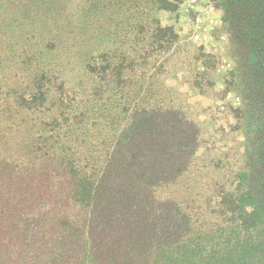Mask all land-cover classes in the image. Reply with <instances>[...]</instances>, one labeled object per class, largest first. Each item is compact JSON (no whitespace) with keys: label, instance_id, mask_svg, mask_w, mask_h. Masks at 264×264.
I'll list each match as a JSON object with an SVG mask.
<instances>
[{"label":"trees","instance_id":"1","mask_svg":"<svg viewBox=\"0 0 264 264\" xmlns=\"http://www.w3.org/2000/svg\"><path fill=\"white\" fill-rule=\"evenodd\" d=\"M240 1L255 85L226 184L166 83L173 0H0V264H264V0Z\"/></svg>","mask_w":264,"mask_h":264},{"label":"rangeland","instance_id":"2","mask_svg":"<svg viewBox=\"0 0 264 264\" xmlns=\"http://www.w3.org/2000/svg\"><path fill=\"white\" fill-rule=\"evenodd\" d=\"M173 1L176 5L173 10H161L157 15L162 25L172 26L178 34V47L167 60L166 83L180 96L181 122L186 135L199 132L203 139L195 153L210 150L214 159L221 157L227 177H232L225 179L224 183L228 184L237 176L233 171L245 165L244 150L248 145L232 109L241 106L246 95L254 90L255 77L251 76L247 58H243L244 51L238 47L231 18L225 19V16L227 3L232 4L233 13L236 7L242 8L243 4L245 7V3L241 5L240 0L236 3L234 0ZM231 70L235 71V84L228 87L225 81L230 78ZM198 78L202 89L198 88ZM214 171L218 175L224 169L215 167Z\"/></svg>","mask_w":264,"mask_h":264}]
</instances>
